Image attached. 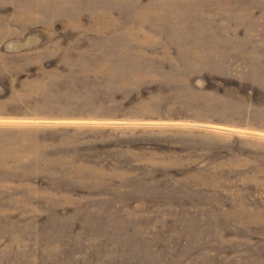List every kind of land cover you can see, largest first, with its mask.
Returning a JSON list of instances; mask_svg holds the SVG:
<instances>
[{
	"label": "rangeland",
	"instance_id": "1",
	"mask_svg": "<svg viewBox=\"0 0 264 264\" xmlns=\"http://www.w3.org/2000/svg\"><path fill=\"white\" fill-rule=\"evenodd\" d=\"M0 264H264V0H0Z\"/></svg>",
	"mask_w": 264,
	"mask_h": 264
}]
</instances>
